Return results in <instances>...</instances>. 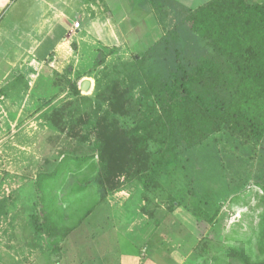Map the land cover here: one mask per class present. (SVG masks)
<instances>
[{"label": "rangeland", "instance_id": "rangeland-1", "mask_svg": "<svg viewBox=\"0 0 264 264\" xmlns=\"http://www.w3.org/2000/svg\"><path fill=\"white\" fill-rule=\"evenodd\" d=\"M188 16L148 51L72 32L68 53L13 65L0 95V264H118L142 247L134 264L264 258V134L222 126L189 142L156 103L176 52L189 67L215 59ZM9 27L15 47L22 30Z\"/></svg>", "mask_w": 264, "mask_h": 264}, {"label": "trees", "instance_id": "trees-1", "mask_svg": "<svg viewBox=\"0 0 264 264\" xmlns=\"http://www.w3.org/2000/svg\"><path fill=\"white\" fill-rule=\"evenodd\" d=\"M188 22L211 46L215 59L189 67L176 52L172 69L161 81L157 105L166 112L168 122L179 135L183 132L189 142L199 143L222 126L255 141L261 140L264 134V3L212 0L190 12ZM162 40L163 37L151 48ZM97 85L96 81V88ZM214 88L216 95L211 96ZM74 91L80 94L76 84ZM258 246L264 250L263 229ZM240 259L242 264H264V258Z\"/></svg>", "mask_w": 264, "mask_h": 264}, {"label": "crops", "instance_id": "crops-1", "mask_svg": "<svg viewBox=\"0 0 264 264\" xmlns=\"http://www.w3.org/2000/svg\"><path fill=\"white\" fill-rule=\"evenodd\" d=\"M210 1L22 0L21 6H17L14 0H0V95L7 96L11 91L8 85L4 89L2 85L12 77L13 65L20 63L18 59L29 58L30 64H39L54 52L66 54L72 32L104 47L123 46L131 51H146L161 40L175 16L187 15ZM75 21L79 22L78 28L73 27ZM16 22L22 36L14 47L3 33ZM0 108V119H4L7 111ZM21 141L19 137L15 142L20 144ZM28 242L29 238H26ZM143 248L138 252L133 250V253L130 248L131 254H123L121 257L125 260L118 264L140 261ZM28 251L32 250L22 249L24 253L29 254Z\"/></svg>", "mask_w": 264, "mask_h": 264}, {"label": "water", "instance_id": "water-1", "mask_svg": "<svg viewBox=\"0 0 264 264\" xmlns=\"http://www.w3.org/2000/svg\"><path fill=\"white\" fill-rule=\"evenodd\" d=\"M91 81L89 79H84L82 82H81V85H80V89L82 91H88L91 87Z\"/></svg>", "mask_w": 264, "mask_h": 264}, {"label": "built area", "instance_id": "built-area-1", "mask_svg": "<svg viewBox=\"0 0 264 264\" xmlns=\"http://www.w3.org/2000/svg\"><path fill=\"white\" fill-rule=\"evenodd\" d=\"M73 27H74V28H78V27H79V22L75 21V22L73 23ZM144 253H145V248L142 249V256L144 255Z\"/></svg>", "mask_w": 264, "mask_h": 264}]
</instances>
